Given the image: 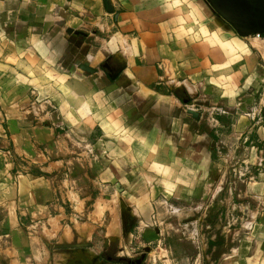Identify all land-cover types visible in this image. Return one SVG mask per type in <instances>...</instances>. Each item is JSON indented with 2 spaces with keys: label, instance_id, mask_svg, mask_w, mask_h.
<instances>
[{
  "label": "crops",
  "instance_id": "crops-1",
  "mask_svg": "<svg viewBox=\"0 0 264 264\" xmlns=\"http://www.w3.org/2000/svg\"><path fill=\"white\" fill-rule=\"evenodd\" d=\"M224 187L250 225L219 264H264V35L206 0H0V264L150 237Z\"/></svg>",
  "mask_w": 264,
  "mask_h": 264
},
{
  "label": "rangeland",
  "instance_id": "rangeland-1",
  "mask_svg": "<svg viewBox=\"0 0 264 264\" xmlns=\"http://www.w3.org/2000/svg\"><path fill=\"white\" fill-rule=\"evenodd\" d=\"M226 176L228 181H239L241 174L232 170ZM237 195H234L235 205L230 200L229 206L227 188L224 187L212 203L174 207L167 222H173L176 228L163 232L158 229L150 237H132L125 244L105 249L97 245L95 251H79L80 246L77 245L53 246L54 264H219L226 255V249L239 243L246 232L243 228L248 230L250 225L244 219V207L237 203V200L241 201ZM228 209L232 213L229 221ZM226 226H230V231L233 230L229 236L225 234ZM214 245L218 247L213 249Z\"/></svg>",
  "mask_w": 264,
  "mask_h": 264
},
{
  "label": "water",
  "instance_id": "water-1",
  "mask_svg": "<svg viewBox=\"0 0 264 264\" xmlns=\"http://www.w3.org/2000/svg\"><path fill=\"white\" fill-rule=\"evenodd\" d=\"M239 36L264 35V0H206Z\"/></svg>",
  "mask_w": 264,
  "mask_h": 264
},
{
  "label": "built area",
  "instance_id": "built-area-1",
  "mask_svg": "<svg viewBox=\"0 0 264 264\" xmlns=\"http://www.w3.org/2000/svg\"><path fill=\"white\" fill-rule=\"evenodd\" d=\"M255 35H256V36H260L259 34H255ZM216 113H217V114H220V113H222V111L219 110V109H217V110H216Z\"/></svg>",
  "mask_w": 264,
  "mask_h": 264
},
{
  "label": "bare ground",
  "instance_id": "bare-ground-1",
  "mask_svg": "<svg viewBox=\"0 0 264 264\" xmlns=\"http://www.w3.org/2000/svg\"><path fill=\"white\" fill-rule=\"evenodd\" d=\"M82 254V253H81ZM89 254V253H88ZM77 256V255H76Z\"/></svg>",
  "mask_w": 264,
  "mask_h": 264
}]
</instances>
